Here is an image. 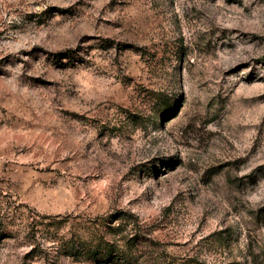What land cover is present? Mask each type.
<instances>
[{"label": "rangeland", "instance_id": "374dc122", "mask_svg": "<svg viewBox=\"0 0 264 264\" xmlns=\"http://www.w3.org/2000/svg\"><path fill=\"white\" fill-rule=\"evenodd\" d=\"M0 264H264V0H0Z\"/></svg>", "mask_w": 264, "mask_h": 264}]
</instances>
